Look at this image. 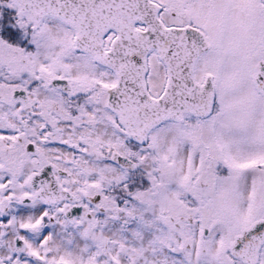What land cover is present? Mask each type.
Here are the masks:
<instances>
[{
    "label": "snow or ice",
    "instance_id": "obj_1",
    "mask_svg": "<svg viewBox=\"0 0 264 264\" xmlns=\"http://www.w3.org/2000/svg\"><path fill=\"white\" fill-rule=\"evenodd\" d=\"M0 264H264V0H0Z\"/></svg>",
    "mask_w": 264,
    "mask_h": 264
}]
</instances>
